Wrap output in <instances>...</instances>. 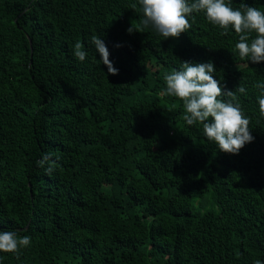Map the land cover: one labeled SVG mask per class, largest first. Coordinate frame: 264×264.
<instances>
[{
    "label": "trees",
    "instance_id": "trees-1",
    "mask_svg": "<svg viewBox=\"0 0 264 264\" xmlns=\"http://www.w3.org/2000/svg\"><path fill=\"white\" fill-rule=\"evenodd\" d=\"M142 18L139 0H0V231L31 241L0 264H264V62L241 59L239 35L202 12L178 38ZM209 61L222 89L246 88L254 140L238 154L161 94L182 62Z\"/></svg>",
    "mask_w": 264,
    "mask_h": 264
},
{
    "label": "clouds",
    "instance_id": "clouds-1",
    "mask_svg": "<svg viewBox=\"0 0 264 264\" xmlns=\"http://www.w3.org/2000/svg\"><path fill=\"white\" fill-rule=\"evenodd\" d=\"M139 4L143 13L141 29L151 28L165 39L178 38L191 28L188 17L194 12H202L211 24L222 29V35H227L230 27L239 35L235 49L241 59L254 64L264 62V12L247 5L244 0L235 10L225 0H194L192 3L189 0H139ZM135 7L133 4L132 8ZM127 31L141 32L132 26ZM252 33H255L254 38L251 37ZM91 44L100 54V61L107 67L108 74L117 75L118 69L110 62L104 41L93 35ZM73 55L80 61L86 58L87 53L79 42L74 45ZM214 72L211 61L195 64L182 62L181 70H174L164 76L166 90L161 94L181 100L187 125L202 124L204 137L214 142L220 151L238 154L247 143L254 140L250 133V120L237 98V93L247 94L246 88L239 84L235 91L224 90L220 82L214 79ZM254 87L260 91L257 100L260 116L264 118V83H257ZM50 156L46 154L38 164L42 167L48 164ZM53 170V166L48 164L46 171L51 174ZM30 242L28 236L18 238L14 231H0V252L19 253ZM256 264L262 262L258 260Z\"/></svg>",
    "mask_w": 264,
    "mask_h": 264
}]
</instances>
